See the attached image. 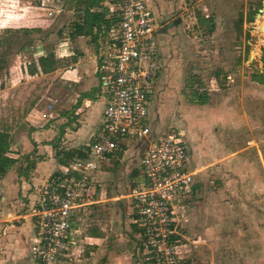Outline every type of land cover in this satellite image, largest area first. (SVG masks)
Segmentation results:
<instances>
[{
	"label": "rangeland",
	"instance_id": "rangeland-1",
	"mask_svg": "<svg viewBox=\"0 0 264 264\" xmlns=\"http://www.w3.org/2000/svg\"><path fill=\"white\" fill-rule=\"evenodd\" d=\"M164 1L172 9L166 17L168 38L158 50L152 118L157 108L162 132L185 133L201 170L198 195L188 211L184 264H264V85L251 80L262 70L264 0ZM73 13V0H0V130L19 151L24 142L29 150L45 140L54 142L44 133L54 125L45 106L56 97L65 108L73 90L69 62L59 58L73 51L68 37ZM198 15L213 23L211 33ZM48 54L56 70L37 74V59ZM197 90L206 95V103L193 99ZM30 126L40 136L33 139L31 132L26 138ZM15 153L18 163L12 168L24 165L25 155ZM119 153L111 167L91 174L94 199L101 202L81 210L74 222L79 236L104 228V246L97 250L80 237L62 264H145L139 239L124 223L123 205L140 169L133 166L123 174ZM117 186L125 188L124 201L116 204ZM41 188L40 201L47 186Z\"/></svg>",
	"mask_w": 264,
	"mask_h": 264
},
{
	"label": "built area",
	"instance_id": "built-area-1",
	"mask_svg": "<svg viewBox=\"0 0 264 264\" xmlns=\"http://www.w3.org/2000/svg\"><path fill=\"white\" fill-rule=\"evenodd\" d=\"M106 8L116 22L106 32L99 67L107 94L103 122L86 157L59 168L34 211L33 264H62L69 256L77 242L76 216L94 199L91 174L126 141L144 143L140 178L127 194L138 251L145 264H184L188 211L201 170L192 162L183 131L153 130L160 24L148 0H113ZM56 103L49 99L48 110Z\"/></svg>",
	"mask_w": 264,
	"mask_h": 264
},
{
	"label": "crops",
	"instance_id": "crops-1",
	"mask_svg": "<svg viewBox=\"0 0 264 264\" xmlns=\"http://www.w3.org/2000/svg\"><path fill=\"white\" fill-rule=\"evenodd\" d=\"M148 1L160 24L156 33L157 48L158 50H163V37L168 38L169 33V21H166V17H169L172 4L164 0ZM104 7L106 8L105 5ZM109 15L111 14L109 13ZM160 32L162 33L160 34ZM71 40H73V51L68 54L69 56L60 55L59 58L63 59L66 57L69 62L67 73L71 75L72 84H70V87L72 86L73 90L69 93L65 108H63V105L59 103V99L56 97L53 99H56L57 103L51 111L45 106L51 116V120H54V125L51 126L52 129L50 131L46 130L44 133L46 135L50 133L52 135L51 140H54V142L49 143L50 140H45L47 141L46 144L42 146L36 145V147L30 146L31 150L28 149L26 142H24L23 148L19 146L20 151L16 147H13V145L10 146L11 153L8 156L16 160L15 164L18 163V154L15 151H18L22 157L23 155L25 156L23 158L24 165L19 163L15 168L11 167L12 169L10 168L0 180V187L3 186L4 188L1 194L2 196L0 195V264H33V258L30 252L36 223L33 214L40 202L41 187L43 185L47 186L50 183L53 175L56 176L59 173L60 167L66 166L57 162L55 156L56 151L87 147L97 135L102 123L107 94L101 85L100 77L102 71L99 67L102 64L101 56L107 47L106 33H98L96 39L80 36ZM37 70V74H44L41 72L39 65ZM96 83H99V86ZM61 109L65 110L62 115L60 114ZM154 109L155 115H153V118L151 113L152 126L153 130L155 129L156 132H159L161 131V119L156 115L157 111L160 112V110L157 108ZM34 129V126H30V131L27 132L26 138H28L31 132V138L33 139H35L34 135L40 136V133ZM45 134L41 135L46 136ZM26 141L30 145V141L28 139ZM34 142L36 141L34 140ZM52 144L56 146L54 149H52ZM143 146L144 143L138 141H126L121 146L122 151H119L121 152L119 153L121 156L119 161L122 162L121 172L123 174L125 172L128 173V169H131L133 166L139 168ZM49 148L50 152L48 150ZM189 148L194 166L199 167L198 161H195L194 153L190 145ZM33 155L38 157V161L33 162L30 160ZM113 156L114 154L108 156L101 163L99 170H102V167H111V159ZM139 178L140 174L138 179H135L133 183H137ZM124 188V186H117V190L115 191L116 195L114 196L116 204L124 201L121 198V190ZM198 188L199 184L197 182L196 196L194 195V197L198 195L196 194ZM99 202L101 201L93 199V202L89 206ZM124 204V210L127 208V215H124V223L131 228L133 233L131 237L137 240L139 239L137 229L132 223V218L128 212L131 210V206L129 205L127 196L125 202H123ZM101 231H104V228H93L88 234L82 236H79L80 232H78L76 241L79 242V238L82 237L86 241L85 243L91 247L95 245L97 247L96 249L99 250L104 246L106 240V237L102 236Z\"/></svg>",
	"mask_w": 264,
	"mask_h": 264
},
{
	"label": "trees",
	"instance_id": "trees-1",
	"mask_svg": "<svg viewBox=\"0 0 264 264\" xmlns=\"http://www.w3.org/2000/svg\"><path fill=\"white\" fill-rule=\"evenodd\" d=\"M105 0H73V21L71 23L68 37L74 39L76 37L85 36L92 39L97 38V34L108 31L110 26L116 22V18L109 15L107 8L104 7ZM259 7L261 4L258 5ZM257 8L253 14H249L247 21L253 22L254 15L257 13ZM197 21L201 25H205L209 33L213 31L214 25L209 22L208 18L198 15ZM260 61L262 70L256 71L252 74L251 80L264 85V46L261 48ZM38 65L42 73L47 74L55 70L56 62L52 54L38 58ZM34 73L33 70L30 72ZM193 99L204 104L207 101L206 95L199 93L198 90L193 93ZM11 142L8 134L0 130V180L7 173V171L15 164L16 160L9 157ZM55 148V144H53ZM87 147L80 149H72L67 151H56L57 162L61 165H67L74 159H83L86 157ZM58 176V174L56 175ZM53 175L52 179L56 177Z\"/></svg>",
	"mask_w": 264,
	"mask_h": 264
},
{
	"label": "water",
	"instance_id": "water-1",
	"mask_svg": "<svg viewBox=\"0 0 264 264\" xmlns=\"http://www.w3.org/2000/svg\"><path fill=\"white\" fill-rule=\"evenodd\" d=\"M262 5L264 6V1H263V3H262ZM261 12V10L259 11V13ZM257 18H260L261 17V15L260 14H257V16H256Z\"/></svg>",
	"mask_w": 264,
	"mask_h": 264
},
{
	"label": "bare ground",
	"instance_id": "bare-ground-1",
	"mask_svg": "<svg viewBox=\"0 0 264 264\" xmlns=\"http://www.w3.org/2000/svg\"><path fill=\"white\" fill-rule=\"evenodd\" d=\"M261 28H262V32L264 34V20H263V26Z\"/></svg>",
	"mask_w": 264,
	"mask_h": 264
},
{
	"label": "flooded vegetation",
	"instance_id": "flooded-vegetation-1",
	"mask_svg": "<svg viewBox=\"0 0 264 264\" xmlns=\"http://www.w3.org/2000/svg\"><path fill=\"white\" fill-rule=\"evenodd\" d=\"M154 94V93H153ZM155 110V109H154ZM155 112V111H154Z\"/></svg>",
	"mask_w": 264,
	"mask_h": 264
}]
</instances>
